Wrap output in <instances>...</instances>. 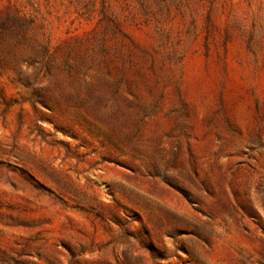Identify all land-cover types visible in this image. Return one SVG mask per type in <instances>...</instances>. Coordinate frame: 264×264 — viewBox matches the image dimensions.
I'll use <instances>...</instances> for the list:
<instances>
[{
    "label": "rangeland",
    "instance_id": "rangeland-1",
    "mask_svg": "<svg viewBox=\"0 0 264 264\" xmlns=\"http://www.w3.org/2000/svg\"><path fill=\"white\" fill-rule=\"evenodd\" d=\"M0 264H264V0H0Z\"/></svg>",
    "mask_w": 264,
    "mask_h": 264
}]
</instances>
